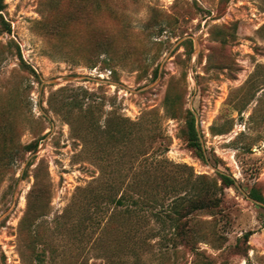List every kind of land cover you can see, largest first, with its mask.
Wrapping results in <instances>:
<instances>
[{
  "label": "rangeland",
  "instance_id": "obj_1",
  "mask_svg": "<svg viewBox=\"0 0 264 264\" xmlns=\"http://www.w3.org/2000/svg\"><path fill=\"white\" fill-rule=\"evenodd\" d=\"M3 4L0 264H264V0Z\"/></svg>",
  "mask_w": 264,
  "mask_h": 264
},
{
  "label": "trees",
  "instance_id": "obj_2",
  "mask_svg": "<svg viewBox=\"0 0 264 264\" xmlns=\"http://www.w3.org/2000/svg\"><path fill=\"white\" fill-rule=\"evenodd\" d=\"M4 4L3 0H0V11L3 9ZM0 23L2 27L10 31V24L6 22L0 13ZM86 92V91H84ZM84 102L78 101V104H83ZM90 105V104H89ZM91 107V106H90ZM188 117H187V122H186V130H185V136H186V142L188 147H190L194 153L203 161H205V156H204V148H203V143L201 141V136L199 132L196 129V124H195V118L194 115L192 114L191 111H187ZM37 145H34L32 150L36 149ZM218 176L222 182V185L224 187H229L235 183V180L232 176L227 175L223 172H218ZM205 178L204 175L198 176V180H202ZM206 186V184H205ZM200 187L199 190H197L195 196L189 200V203L187 206L183 209L180 210L178 208L176 210V217L171 216L170 220L174 224V229H177L178 233L180 235H185V230L181 227L180 225V219L187 215V213L184 211L185 209H188L190 211H200V210H212L215 209L219 206L220 203V198L216 197L215 193V186H207V187ZM249 196L256 201H260L264 203V194L258 189L257 187H252L249 190ZM112 201L115 202L118 205L124 204L125 197L123 195L119 196L118 198H112ZM178 206V205H177ZM264 208V207H263ZM184 212V213H183ZM188 212V213H189ZM251 232H247L244 237L247 238L248 235ZM188 243V242H187Z\"/></svg>",
  "mask_w": 264,
  "mask_h": 264
},
{
  "label": "water",
  "instance_id": "obj_3",
  "mask_svg": "<svg viewBox=\"0 0 264 264\" xmlns=\"http://www.w3.org/2000/svg\"><path fill=\"white\" fill-rule=\"evenodd\" d=\"M86 77H88V76H86V75H81V76H70V77H67L65 80H66V81H71V80H74V79H77V78H86ZM44 82L56 83V82H58V80L55 79V78H52V79H49V80H45ZM117 84H119V83H117ZM120 85H121V84H120ZM41 87H42V85H41ZM247 197H248L250 200H252L253 202H255L256 204H258V205L264 207V203H262V202H260V201L253 200L249 195H247Z\"/></svg>",
  "mask_w": 264,
  "mask_h": 264
}]
</instances>
